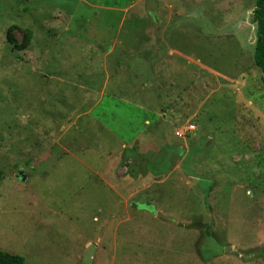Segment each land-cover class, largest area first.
Instances as JSON below:
<instances>
[{
  "label": "rangeland",
  "instance_id": "rangeland-1",
  "mask_svg": "<svg viewBox=\"0 0 264 264\" xmlns=\"http://www.w3.org/2000/svg\"><path fill=\"white\" fill-rule=\"evenodd\" d=\"M256 1L0 0V250L264 264Z\"/></svg>",
  "mask_w": 264,
  "mask_h": 264
},
{
  "label": "trees",
  "instance_id": "trees-1",
  "mask_svg": "<svg viewBox=\"0 0 264 264\" xmlns=\"http://www.w3.org/2000/svg\"><path fill=\"white\" fill-rule=\"evenodd\" d=\"M253 20L257 27V38L255 41L254 62L257 68L262 72L264 83V0H257L253 11ZM32 31L28 30L25 40L17 45L19 50L27 47L32 38ZM2 180V171L0 168V183ZM147 205V204H145ZM150 206V205H148ZM0 264H29L22 255L9 253L0 250Z\"/></svg>",
  "mask_w": 264,
  "mask_h": 264
},
{
  "label": "crops",
  "instance_id": "crops-1",
  "mask_svg": "<svg viewBox=\"0 0 264 264\" xmlns=\"http://www.w3.org/2000/svg\"><path fill=\"white\" fill-rule=\"evenodd\" d=\"M175 52V53H177L179 56H184L185 57V55H183L181 52H179V51H177L175 48H173V49H170V52ZM172 55V54H171ZM168 68V67H167ZM175 70V68H173L172 70H171V72H173ZM167 72L169 73L170 71L169 70H167ZM168 73H166V74H168ZM171 74V73H170ZM170 93L171 92H167V94H169L170 95ZM169 95H167V97L166 98H169L170 99V97H169ZM171 100H173L172 102L173 103H177L176 101H175V99H171ZM170 100V101H171ZM169 100L168 101H166L167 102V104H165L166 106L169 104L168 102H170ZM165 102V103H166ZM102 180V179H101ZM161 217H165L166 218V216L165 215H162ZM129 219H131V217H128Z\"/></svg>",
  "mask_w": 264,
  "mask_h": 264
},
{
  "label": "built area",
  "instance_id": "built-area-1",
  "mask_svg": "<svg viewBox=\"0 0 264 264\" xmlns=\"http://www.w3.org/2000/svg\"><path fill=\"white\" fill-rule=\"evenodd\" d=\"M193 128H194V125L190 124V125H188V127L185 128V130L192 131ZM178 133H179L180 135H182L179 131H178ZM182 133H184V132H182Z\"/></svg>",
  "mask_w": 264,
  "mask_h": 264
},
{
  "label": "water",
  "instance_id": "water-1",
  "mask_svg": "<svg viewBox=\"0 0 264 264\" xmlns=\"http://www.w3.org/2000/svg\"><path fill=\"white\" fill-rule=\"evenodd\" d=\"M20 175L22 176V179L26 180L27 177L23 173Z\"/></svg>",
  "mask_w": 264,
  "mask_h": 264
}]
</instances>
